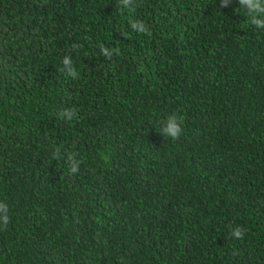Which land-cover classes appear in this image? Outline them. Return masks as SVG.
Returning a JSON list of instances; mask_svg holds the SVG:
<instances>
[{"label":"trees","instance_id":"1","mask_svg":"<svg viewBox=\"0 0 264 264\" xmlns=\"http://www.w3.org/2000/svg\"><path fill=\"white\" fill-rule=\"evenodd\" d=\"M220 4L0 0V264H264V28Z\"/></svg>","mask_w":264,"mask_h":264},{"label":"clouds","instance_id":"2","mask_svg":"<svg viewBox=\"0 0 264 264\" xmlns=\"http://www.w3.org/2000/svg\"><path fill=\"white\" fill-rule=\"evenodd\" d=\"M130 0H124V3H129ZM239 3L241 5H246L247 8L251 13L254 15L251 17L250 22L254 25H256L257 28H264V19H257L256 15H264V0H239ZM228 6V0H221L220 7L226 8ZM139 22L133 23V29L136 31H139L144 34H150L149 30L146 29V27L143 24H139V27L137 25ZM104 55L107 57L109 55L108 50L104 49ZM71 63L70 57H66L63 60V65L65 68L68 67V65ZM70 75H76L75 72H72L69 70ZM74 114L71 110H69V115ZM183 123V117L177 118L176 116H170L167 121V127L164 128V134L170 137L172 140H177L180 138L182 133L181 125ZM71 160V167L70 171L75 174L79 171V162L75 160L74 157L69 158ZM8 208L7 205L0 203V212L7 213ZM0 222L3 224H7L9 222V217L7 215L0 216ZM245 229L240 228L239 226L232 230V237L236 239H242L245 234Z\"/></svg>","mask_w":264,"mask_h":264}]
</instances>
